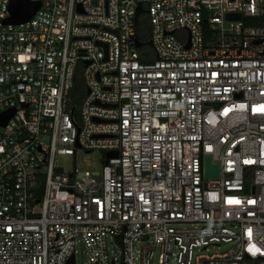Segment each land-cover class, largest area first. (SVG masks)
<instances>
[{"label": "built area", "instance_id": "obj_1", "mask_svg": "<svg viewBox=\"0 0 264 264\" xmlns=\"http://www.w3.org/2000/svg\"><path fill=\"white\" fill-rule=\"evenodd\" d=\"M29 1L0 0V264H264V0Z\"/></svg>", "mask_w": 264, "mask_h": 264}, {"label": "water", "instance_id": "obj_2", "mask_svg": "<svg viewBox=\"0 0 264 264\" xmlns=\"http://www.w3.org/2000/svg\"><path fill=\"white\" fill-rule=\"evenodd\" d=\"M39 3L30 2L29 0H10L9 5V18L7 19V23H11L13 25H17L23 22L28 21L38 10ZM142 12L140 6L136 8L135 17ZM226 20H236L240 19L239 15L228 14L225 16ZM148 47L151 46L150 41L146 42ZM141 46L139 41H136V47ZM115 156L114 153H108L107 157ZM204 162V171L203 176L205 179H216L217 178V166L211 165L210 159L208 156H205L203 159Z\"/></svg>", "mask_w": 264, "mask_h": 264}, {"label": "rangeland", "instance_id": "obj_3", "mask_svg": "<svg viewBox=\"0 0 264 264\" xmlns=\"http://www.w3.org/2000/svg\"><path fill=\"white\" fill-rule=\"evenodd\" d=\"M139 52L142 53H150L151 49L147 45H142L139 48ZM103 153L100 151H91L90 153H79L77 154L75 161L71 156H58L57 157V165L62 167L64 170H70L72 168L73 163L81 169H85L90 172H100L102 166V158ZM225 249V246L221 247L219 251H216L215 248H209V253L220 252ZM82 247H77V253L75 256V264H86V257L83 253H81ZM115 250V249H114Z\"/></svg>", "mask_w": 264, "mask_h": 264}, {"label": "trees", "instance_id": "obj_4", "mask_svg": "<svg viewBox=\"0 0 264 264\" xmlns=\"http://www.w3.org/2000/svg\"><path fill=\"white\" fill-rule=\"evenodd\" d=\"M149 27L144 15L139 16L136 20V38L141 43V46L148 41Z\"/></svg>", "mask_w": 264, "mask_h": 264}]
</instances>
